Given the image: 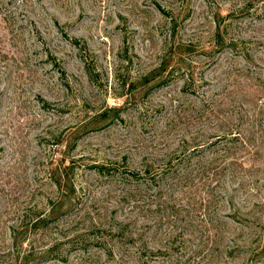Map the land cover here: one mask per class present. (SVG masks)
<instances>
[{
	"label": "rangeland",
	"instance_id": "374dc122",
	"mask_svg": "<svg viewBox=\"0 0 264 264\" xmlns=\"http://www.w3.org/2000/svg\"><path fill=\"white\" fill-rule=\"evenodd\" d=\"M0 264H264V0H0Z\"/></svg>",
	"mask_w": 264,
	"mask_h": 264
},
{
	"label": "trees",
	"instance_id": "16d2710c",
	"mask_svg": "<svg viewBox=\"0 0 264 264\" xmlns=\"http://www.w3.org/2000/svg\"><path fill=\"white\" fill-rule=\"evenodd\" d=\"M212 145H214L213 143H212ZM210 146H211V144H210ZM145 172L147 171V170H144ZM132 174H136V175H139V173H135V172H131Z\"/></svg>",
	"mask_w": 264,
	"mask_h": 264
}]
</instances>
